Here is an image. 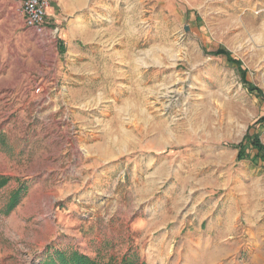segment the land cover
<instances>
[{"label": "rangeland", "instance_id": "rangeland-1", "mask_svg": "<svg viewBox=\"0 0 264 264\" xmlns=\"http://www.w3.org/2000/svg\"><path fill=\"white\" fill-rule=\"evenodd\" d=\"M21 1L0 4V264L56 249L160 264L161 228L177 223L175 255L196 227L205 264H253L264 162L233 145L248 132L264 146V0H90L118 53L99 71L111 84L90 86L61 82L77 76L57 41L70 16L26 27Z\"/></svg>", "mask_w": 264, "mask_h": 264}, {"label": "crops", "instance_id": "crops-1", "mask_svg": "<svg viewBox=\"0 0 264 264\" xmlns=\"http://www.w3.org/2000/svg\"><path fill=\"white\" fill-rule=\"evenodd\" d=\"M15 1L16 0H0V4H11L14 6ZM89 1L90 0H61L57 3L50 1L49 6L46 9L45 19L47 27L49 28H52L56 23H59V18H63V15H66L67 17L70 16L69 22L71 25L69 30L66 31V34H64L65 37H61L60 35L57 37V41L66 39L65 43L69 45V56L68 58H65L64 64L72 69H77V76L71 77V80L67 75L60 77L61 82H65L66 85L76 84L90 86L111 84V81L108 78H105L104 81L101 80L99 71L102 69L113 70L117 64L118 53L117 48L115 47V41L112 40L111 35H105L102 33L100 30V19L93 17V15L97 14V11L99 10H93L92 13L90 10H86L85 6ZM94 2L100 4L99 0H94ZM90 14L92 15V18L89 17ZM19 19L22 22L21 17ZM75 27L76 29H74ZM73 41L77 42L73 43ZM184 226L183 223H177L171 229L159 227L161 228L162 233L158 241H162L161 245L163 247L168 246L167 251L163 249L160 264H181V262L185 261L186 264H189L188 258L192 254L190 250H193L195 255L196 252H198L197 248H201V246L203 248L202 253H199V256L202 257V260L198 263L205 264L203 257L207 253L205 247L212 246V241L206 240L205 238H198L195 241L194 239L190 240L194 233H199L196 227L186 229L184 234L186 241L182 243L180 256H178L179 254L175 255L176 253L172 246L175 244L174 242H176L175 237L180 233ZM166 236L168 237L167 241L165 240ZM172 240L173 243H170ZM142 259L145 261V264H154L155 262L154 259H149L147 257Z\"/></svg>", "mask_w": 264, "mask_h": 264}, {"label": "trees", "instance_id": "trees-1", "mask_svg": "<svg viewBox=\"0 0 264 264\" xmlns=\"http://www.w3.org/2000/svg\"><path fill=\"white\" fill-rule=\"evenodd\" d=\"M216 55L223 54L228 61L234 62L236 60L230 57V53L225 48H218L215 52ZM252 88V87H251ZM264 122V116L258 119V123ZM237 149V160L250 159L252 161L260 160L264 162V146L258 138V135L250 136L248 132L243 136L242 140L233 145ZM255 153L251 156L250 151ZM5 184V181H0V188ZM23 190V185H19L17 190L11 194L8 202L9 208H13L20 197ZM49 254V253H48ZM44 264H145L134 253H126L120 259L114 256H108L106 260L101 259L99 256L91 257L78 250H54V253L48 255V261Z\"/></svg>", "mask_w": 264, "mask_h": 264}, {"label": "built area", "instance_id": "built-area-1", "mask_svg": "<svg viewBox=\"0 0 264 264\" xmlns=\"http://www.w3.org/2000/svg\"><path fill=\"white\" fill-rule=\"evenodd\" d=\"M49 3L50 0H22L19 11L22 14L24 25L40 29L46 17V9ZM39 90L40 88L36 87V92Z\"/></svg>", "mask_w": 264, "mask_h": 264}, {"label": "bare ground", "instance_id": "bare-ground-1", "mask_svg": "<svg viewBox=\"0 0 264 264\" xmlns=\"http://www.w3.org/2000/svg\"><path fill=\"white\" fill-rule=\"evenodd\" d=\"M253 264H264V248H260L257 251L256 255L254 256Z\"/></svg>", "mask_w": 264, "mask_h": 264}, {"label": "water", "instance_id": "water-1", "mask_svg": "<svg viewBox=\"0 0 264 264\" xmlns=\"http://www.w3.org/2000/svg\"><path fill=\"white\" fill-rule=\"evenodd\" d=\"M185 30H187V27H185Z\"/></svg>", "mask_w": 264, "mask_h": 264}]
</instances>
